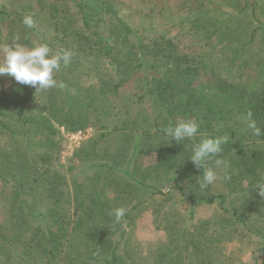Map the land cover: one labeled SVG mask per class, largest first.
Masks as SVG:
<instances>
[{
    "label": "trees",
    "instance_id": "16d2710c",
    "mask_svg": "<svg viewBox=\"0 0 264 264\" xmlns=\"http://www.w3.org/2000/svg\"><path fill=\"white\" fill-rule=\"evenodd\" d=\"M187 2L191 14L182 24L192 26L194 34L203 33L205 45L221 46L223 60L238 76L236 79L213 72L207 82H200L201 64L188 53L179 52L174 36L161 34L150 40H133V26L121 14L116 0H0V49L2 43L12 44L15 40L29 48L47 43L52 53L61 49L73 52L69 65L62 66L56 76L65 85L62 89L36 92L14 79L5 88L0 79V180L14 187L17 229L29 232L23 249L16 250L19 260L24 255L33 256L32 264H121L125 231L119 240H113L103 228L108 217L102 212L92 214L90 204L85 207L83 195L74 200L73 220H68L59 208L60 198L38 212L37 204L29 206L26 197L35 196L38 189L55 195L62 179L54 164L61 149V128L84 130L93 123L92 117L102 122L112 109V96L141 71H147L143 78L145 91L154 95L162 107L166 126L174 125L179 117L195 120L202 136L227 138L222 152L232 160L238 159L229 169L231 175L240 165L250 174L259 171L264 146L254 152L248 150L239 138L242 127L236 126L243 119L247 127L253 119L264 140V0ZM227 7L234 12L229 14ZM25 16L33 17V28L23 25ZM225 16L235 18V22H230L224 33ZM246 16L252 17L253 26L242 37L234 33V25ZM215 36L220 40H213ZM201 135L194 138L195 143ZM176 148L161 150L165 157L172 156L167 165H180L189 174L191 209L204 203L225 207L223 194L199 186L202 168L192 162L186 163L191 168L178 162ZM176 185L184 191L185 187ZM233 216L240 219L236 208ZM125 217L130 219V211ZM166 260L163 257L157 264L174 261ZM199 261L213 264L209 257L194 259L195 264Z\"/></svg>",
    "mask_w": 264,
    "mask_h": 264
},
{
    "label": "rangeland",
    "instance_id": "374dc122",
    "mask_svg": "<svg viewBox=\"0 0 264 264\" xmlns=\"http://www.w3.org/2000/svg\"><path fill=\"white\" fill-rule=\"evenodd\" d=\"M116 2L121 14L133 26V40H150L161 34L174 36L179 52L188 53L201 64L200 82H207L213 72L232 79L238 77L223 60L225 55L220 45H205L207 38L203 33L194 34L192 26L182 24L191 14L187 0ZM225 10L230 11L229 14L234 12L231 7ZM224 20L225 33L226 26L235 22V18L230 20L225 16ZM251 22L252 17H243L234 25V33L246 36L253 26ZM213 40L220 39L215 36ZM7 45L2 43L0 59ZM141 72L112 96V109L102 122L92 117L93 123L84 130L72 132L61 128V149L54 161L62 177L61 183L55 195L38 189L35 196L26 197L27 204L35 202V210L40 212L60 198L59 208L68 220H73L74 200L83 195L85 207L90 206L92 214L102 212L108 217L103 221L106 224L103 228L112 234L113 240H119L125 231L120 249L121 264H157L163 257L174 259L172 264H195V258L208 257L213 264H264V197L260 196L256 185L264 184V158L257 174L245 172L240 165L231 175L229 169L238 159L232 160L221 152L218 158L226 160L228 168L226 173L217 169L218 179L209 187L226 197L225 207L204 203L193 211L188 200V189L192 187L189 174L180 165H167L172 156L165 157L162 150L177 147L178 162L191 168L186 163L192 162L189 157L194 139L180 144L165 140V115L155 96L145 91L147 85L143 78L147 71ZM0 79L6 88L14 78L3 75ZM180 120L185 118L179 117ZM245 123L241 119L236 126L242 127L239 138L254 152L264 146V140L253 135ZM1 144L0 138V147ZM208 166L214 167V164ZM225 174L230 179L225 180ZM137 180L154 188L143 186ZM176 184L185 187L184 191ZM15 200L14 187L0 180V264H32L33 256L23 255L19 260L16 255L17 249H23L29 232L17 229ZM93 200L98 203H91ZM121 206L130 211V219L124 217L116 223L109 213ZM234 208L239 220L233 216Z\"/></svg>",
    "mask_w": 264,
    "mask_h": 264
},
{
    "label": "clouds",
    "instance_id": "9594fccd",
    "mask_svg": "<svg viewBox=\"0 0 264 264\" xmlns=\"http://www.w3.org/2000/svg\"><path fill=\"white\" fill-rule=\"evenodd\" d=\"M22 23L27 28H33L35 22L32 16H25ZM73 52L68 49H61L52 53L47 43L35 44L32 47L16 43L8 44L3 49V58L0 59V76L7 75L13 77L19 85H28L36 89V92L53 88H64V84L56 78L62 66L67 67L71 62ZM251 117V113L248 114ZM247 128L253 135L260 136L261 128L257 122L249 119ZM200 125L197 121L191 119L180 120L174 125L169 124L163 128L165 140L176 141L180 143L184 140H193L200 134ZM227 142L225 137L202 136L198 142L191 145V155L189 159L196 168L203 169V180L199 182L201 188L214 185L218 179L217 169L226 173L228 162L218 158L223 151V144ZM217 157L214 161L213 158ZM214 164V167H209ZM225 180L230 176L225 174ZM259 194L264 197V184L257 183ZM127 212L126 207H117L109 214L115 218L116 223H120Z\"/></svg>",
    "mask_w": 264,
    "mask_h": 264
}]
</instances>
